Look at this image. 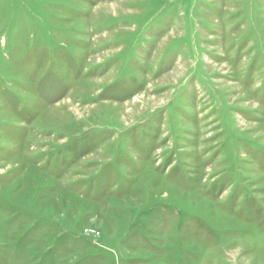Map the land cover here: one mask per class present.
<instances>
[{
    "label": "rangeland",
    "instance_id": "obj_1",
    "mask_svg": "<svg viewBox=\"0 0 264 264\" xmlns=\"http://www.w3.org/2000/svg\"><path fill=\"white\" fill-rule=\"evenodd\" d=\"M0 264H264V0H0Z\"/></svg>",
    "mask_w": 264,
    "mask_h": 264
}]
</instances>
